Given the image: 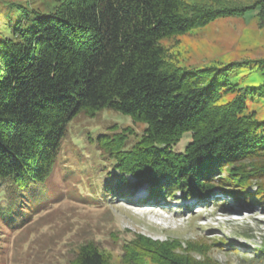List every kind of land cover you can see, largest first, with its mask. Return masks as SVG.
<instances>
[{
  "label": "trees",
  "instance_id": "16d2710c",
  "mask_svg": "<svg viewBox=\"0 0 264 264\" xmlns=\"http://www.w3.org/2000/svg\"><path fill=\"white\" fill-rule=\"evenodd\" d=\"M57 1L50 10L33 9L0 40V217L26 201L53 200L71 124L108 111L144 131L138 136L114 126L92 141L111 164L93 174L107 172L105 198H129L148 185L150 198L167 202L206 204L227 196L264 204V124L244 115L243 97L218 105L224 78L211 69H171L162 46L231 10H203L186 0ZM252 11L262 16L264 0L238 15ZM250 91L264 97V85ZM186 134L191 142L177 152ZM95 194L83 199L94 202ZM175 243L138 234L122 244L120 258L123 264H212L189 256L199 251L196 245L183 250ZM256 253L264 259V237ZM68 264H113L112 254L88 240Z\"/></svg>",
  "mask_w": 264,
  "mask_h": 264
},
{
  "label": "rangeland",
  "instance_id": "374dc122",
  "mask_svg": "<svg viewBox=\"0 0 264 264\" xmlns=\"http://www.w3.org/2000/svg\"><path fill=\"white\" fill-rule=\"evenodd\" d=\"M257 1L186 0L203 10H231V16L167 39L162 46L171 69H211L213 77L226 78L228 82L222 80L219 85L222 96L217 104L243 97L244 115L264 124V97L248 93L264 85V14L238 15L239 9ZM57 4V0H0V40L9 37L17 23L24 25L33 9L47 11ZM114 126L117 130L131 127L138 136L144 131L130 117L110 111L93 119L79 117L71 124L58 166L60 186L53 191V200L43 205L26 201L0 217V247L5 245L0 249V264H68L74 250L88 240L109 251L113 264H123L121 246L138 234L178 241L175 244L183 250L196 245L199 251H190L189 256L197 262L264 264L256 253L264 237V204L253 198L239 202L220 196L202 204L178 197L167 202L150 198L148 185L137 188L129 198H105L102 181L107 172L98 173L97 178L93 174L97 167L107 171L111 164L92 141ZM190 142L191 136L186 134L175 150L183 152ZM69 171L70 176L65 175ZM90 190L98 192L94 202L83 199ZM2 202L8 204L4 195ZM183 250L177 247L175 253L184 255Z\"/></svg>",
  "mask_w": 264,
  "mask_h": 264
}]
</instances>
